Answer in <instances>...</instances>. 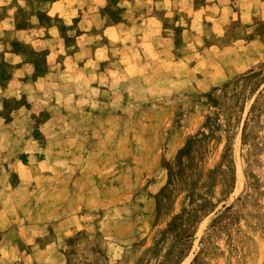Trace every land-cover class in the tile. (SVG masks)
<instances>
[{
	"label": "rangeland",
	"instance_id": "obj_1",
	"mask_svg": "<svg viewBox=\"0 0 264 264\" xmlns=\"http://www.w3.org/2000/svg\"><path fill=\"white\" fill-rule=\"evenodd\" d=\"M0 264H264V0H0Z\"/></svg>",
	"mask_w": 264,
	"mask_h": 264
},
{
	"label": "crops",
	"instance_id": "obj_2",
	"mask_svg": "<svg viewBox=\"0 0 264 264\" xmlns=\"http://www.w3.org/2000/svg\"><path fill=\"white\" fill-rule=\"evenodd\" d=\"M8 22V23H7ZM6 22V24H8V25H12V26H10V28H12V29H14V30H16L17 31V27L15 26V24L13 23V24H11V22L10 21H7ZM3 23H5V22H3Z\"/></svg>",
	"mask_w": 264,
	"mask_h": 264
}]
</instances>
